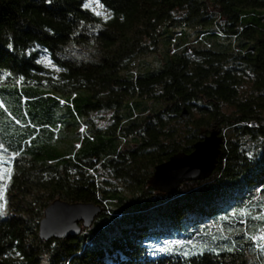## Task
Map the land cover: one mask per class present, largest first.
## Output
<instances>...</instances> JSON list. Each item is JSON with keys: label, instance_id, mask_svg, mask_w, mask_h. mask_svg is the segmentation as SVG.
Instances as JSON below:
<instances>
[{"label": "trees", "instance_id": "trees-1", "mask_svg": "<svg viewBox=\"0 0 264 264\" xmlns=\"http://www.w3.org/2000/svg\"><path fill=\"white\" fill-rule=\"evenodd\" d=\"M94 1L107 16L0 0V260L264 264V0ZM213 128L212 176L153 191L155 167ZM57 199L103 212L42 241Z\"/></svg>", "mask_w": 264, "mask_h": 264}, {"label": "water", "instance_id": "water-1", "mask_svg": "<svg viewBox=\"0 0 264 264\" xmlns=\"http://www.w3.org/2000/svg\"><path fill=\"white\" fill-rule=\"evenodd\" d=\"M224 136L218 128L202 129L190 153L178 152L155 167L148 181L160 194H174L186 182L202 181L212 176L223 155ZM103 212L95 203H70L57 199L46 207L40 222L42 241L77 237L90 229ZM0 264H6L0 260Z\"/></svg>", "mask_w": 264, "mask_h": 264}, {"label": "rangeland", "instance_id": "rangeland-1", "mask_svg": "<svg viewBox=\"0 0 264 264\" xmlns=\"http://www.w3.org/2000/svg\"><path fill=\"white\" fill-rule=\"evenodd\" d=\"M88 5H89V8L90 9H92L96 14H98L99 16H101V17H105V16H107L108 15V12H107V10L99 3V2H97V1H94V0H88ZM225 19V18H224ZM196 33L194 34V35H192V39H194L195 37H196ZM194 42H197V40L196 39H194ZM159 54V53H158ZM158 54H156V55H158ZM142 61H147L148 63H150L152 66H155V65H157L159 62H158V60L155 58V56L153 55V56H145V57H141L140 58V60H139V63H141V64H144V62H142ZM111 116V113H108L106 116H102V120L100 121V123H101V125L102 126H104L105 124H108V120H107V118H109ZM104 117H106V118H104ZM85 130V126L81 129V131L83 132ZM221 131L223 132V134L225 133V138H230V137H232V136H230V131L228 130V129H225V126H223L222 128H221ZM129 142V141H128ZM127 142V143H128ZM126 143V142H125ZM125 147V146H124ZM0 153H1V151H0ZM13 157V161H14V164H15V159H16V156H12ZM6 158V157H5ZM6 161H5V159L3 158V157H1L0 156V172L2 171V173H3V170L5 169V163ZM10 167L12 168L13 167V164H10ZM11 171V169H9V171H8V173H7V179H6V181H5V183H10L11 182V175H13L12 174V172H10ZM154 171H155V169H154ZM10 177V178H9ZM1 179L3 178V175H1V177H0ZM202 181H205V180H202ZM192 182H196V181H192ZM149 185V184H148ZM152 189V188H151ZM153 191H155V192H157L158 193V191H156V190H154V189H152ZM164 194H166V193H164ZM169 195V194H168ZM42 264H49L48 263V258L45 256L44 258H43V261H42Z\"/></svg>", "mask_w": 264, "mask_h": 264}]
</instances>
